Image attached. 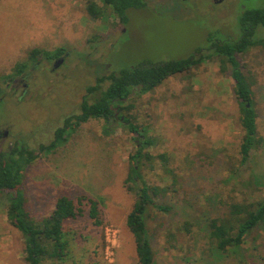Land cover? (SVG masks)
<instances>
[{
	"label": "rangeland",
	"instance_id": "obj_1",
	"mask_svg": "<svg viewBox=\"0 0 264 264\" xmlns=\"http://www.w3.org/2000/svg\"><path fill=\"white\" fill-rule=\"evenodd\" d=\"M90 1L0 0V124L9 127L12 141L34 148L48 144L54 127L79 109L96 77L186 58L207 48L210 36L238 39L242 12L264 7V0H146L145 7L128 8L127 22L121 24L110 8L101 19H93L86 7ZM93 1L102 6L101 0ZM32 48L40 49V63L24 73L32 82L29 89L37 86L39 96L28 98L26 93L16 100L20 88L11 86L21 76H15V66L27 62ZM58 48L68 57L54 76L45 71L52 62L44 60L52 59V53L57 57ZM238 58L254 83L262 137L246 163H240L243 129L233 80L219 71L216 60H208L132 94L122 103L130 109L117 111L110 121L92 118L64 129L54 151L44 148L23 168L24 208L35 222L51 213L61 195L83 194L101 202L102 224L95 225L87 214L67 220L68 255L42 264H139L126 225L135 195L124 180L129 155L142 137L128 131L121 114L131 116L143 136L153 140L142 150L153 158H142L141 173L163 189L154 202L168 207L148 210L151 264H264V226L226 256L212 247L205 227L230 202L264 196V45ZM248 181L259 190H249ZM9 199L8 193L0 194V264H27L24 238L7 219Z\"/></svg>",
	"mask_w": 264,
	"mask_h": 264
},
{
	"label": "trees",
	"instance_id": "obj_2",
	"mask_svg": "<svg viewBox=\"0 0 264 264\" xmlns=\"http://www.w3.org/2000/svg\"><path fill=\"white\" fill-rule=\"evenodd\" d=\"M102 6L95 1L87 4V12L93 19H101L109 9L119 23L127 22L126 11L130 7L146 6V0H101ZM108 10V11H109ZM241 36L238 39H214L209 37L207 48H198L190 56L182 59L169 60L163 63H147L135 65L118 72L96 77L95 84L87 87V96L79 105V111L65 119V127L58 130L49 145L40 143L37 148L30 149L27 143L16 142L14 153H0V194L10 195L6 215L12 226L18 229L25 243L24 260L27 264H42L45 259L62 261L68 255V241L64 231V223L69 219L87 214L95 225L102 224L100 200L79 195L71 198L59 196L51 213L40 222L31 219L24 208L22 198L23 168L44 151L54 150L64 139V129H74L88 119L100 118L110 121L116 118L117 111L130 109L122 103L132 94L147 92L164 79L177 73L188 71L208 60H216L221 72L229 73L233 80V94L240 107V124L243 134L239 143L240 163H246L252 151H256L262 142L258 135L255 110L254 84L241 65L239 55H245L251 48L264 45V7L245 9L240 17ZM64 48H58L56 55L62 54ZM40 49L29 51L27 62L17 63L15 76L20 77L38 61ZM51 58L54 57L52 53ZM93 96V99H89ZM130 132L141 136L136 151L129 155L131 164L124 180L126 189L135 195L131 210L126 216V225L132 234L136 259L139 264L153 262V250L149 240L146 217L150 207L167 210V206L157 205L154 197L163 192L158 186L149 184L141 173L143 159L151 160L153 156L143 148L153 145V140L143 136L141 125L134 123L131 116L121 114L119 117ZM35 149V150H34ZM38 151V152H35ZM252 184V182H250ZM249 190H259L250 188ZM156 204V205H155ZM264 226V196L248 201H233L227 205L221 215L209 217L205 227L212 247L224 256L229 252H237L247 236L256 228Z\"/></svg>",
	"mask_w": 264,
	"mask_h": 264
},
{
	"label": "flooded vegetation",
	"instance_id": "obj_3",
	"mask_svg": "<svg viewBox=\"0 0 264 264\" xmlns=\"http://www.w3.org/2000/svg\"><path fill=\"white\" fill-rule=\"evenodd\" d=\"M68 57V53H65V52H63L62 54H60V55H58L57 57H54V58H52V59H45L44 60V62H46V63H49V62H52V65H51V68H49L48 70H45V71H48V72H50V74L51 75H53L54 74V76L55 75H58L59 74V72L57 71L61 66H63L64 65V61H66V58ZM43 61V60H42ZM40 63V60H38V61H36L35 63H33L31 66V69L32 70H35L36 69V67L38 66V64ZM57 65V66H56ZM56 66V67H55ZM30 69V70H31ZM26 73V72H25ZM25 73H23V75L19 78V79H13V85L11 86V88L13 89V90H17V89H19V95L17 96V99L16 100H21L22 98L24 99L25 98V95H26V93H27V95H28V98H30V97H35V96H39V95H37L38 94V90L36 89V87H31L30 89H29V85L32 83H29L28 82V77H26L25 76ZM35 74V73H34ZM34 74H33V76H34ZM57 77V76H56ZM31 79H33V77H31ZM17 80H18V82H17ZM29 80H30V78H29ZM21 83V84H20ZM1 89H0V93H1ZM1 100V99H0ZM79 111V109H77V111L76 112H73L71 115H74V114H76L77 112ZM65 119L66 118H64V123H62L61 125H57V126H55L54 127V129H53V137L55 136V133H57L58 132V130H61V129H63L64 127H65ZM64 125V126H63ZM51 127H52V125H50L49 126V128L51 129ZM63 127V128H62ZM14 136L12 135V133H11V130L9 129V127L8 126H5V124L4 123H2V124H0V153H3V154H12V153H14L15 151V149H16V142L17 141H12L11 140V138H13ZM53 139H51V140H49V143L47 144V145H49L50 144V142L52 141ZM40 144V143H39ZM38 144V145H39ZM28 145V147L30 148V149H33L34 147H33V145H31V143H28L27 144ZM57 148V147H56ZM55 148V149H56ZM54 149V150H55ZM35 150V149H34ZM54 150H51V152L52 151H54ZM35 152V151H34ZM36 152H38V151H36ZM35 152V153H36Z\"/></svg>",
	"mask_w": 264,
	"mask_h": 264
},
{
	"label": "water",
	"instance_id": "obj_4",
	"mask_svg": "<svg viewBox=\"0 0 264 264\" xmlns=\"http://www.w3.org/2000/svg\"><path fill=\"white\" fill-rule=\"evenodd\" d=\"M56 66H57V65H56ZM56 66H55V67H56Z\"/></svg>",
	"mask_w": 264,
	"mask_h": 264
}]
</instances>
